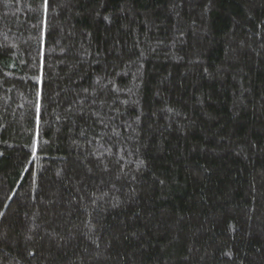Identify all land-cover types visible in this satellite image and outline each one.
I'll return each instance as SVG.
<instances>
[{
    "label": "trees",
    "instance_id": "1",
    "mask_svg": "<svg viewBox=\"0 0 264 264\" xmlns=\"http://www.w3.org/2000/svg\"><path fill=\"white\" fill-rule=\"evenodd\" d=\"M0 264H264V0H0Z\"/></svg>",
    "mask_w": 264,
    "mask_h": 264
}]
</instances>
